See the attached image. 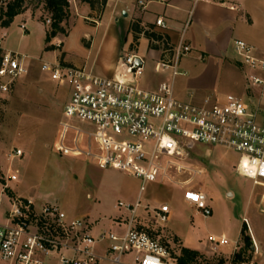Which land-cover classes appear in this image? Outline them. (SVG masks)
<instances>
[{"label":"built area","instance_id":"2783aa9c","mask_svg":"<svg viewBox=\"0 0 264 264\" xmlns=\"http://www.w3.org/2000/svg\"><path fill=\"white\" fill-rule=\"evenodd\" d=\"M8 2L0 0V6ZM137 3L144 7L142 0ZM46 23L50 24L49 18ZM155 25L166 28L161 18ZM17 28L22 35L27 30L23 20ZM6 36L2 30L0 103L28 74L33 59L6 50ZM233 46L238 62L249 69L248 82L264 85V52L255 51L241 39H235ZM187 51L189 44L183 38L164 50L156 69L170 71L171 81L156 90L138 86L143 66L134 64L135 53L121 56L111 77L97 76L85 66H68L55 58L42 60L40 70L70 87L53 145L57 153L125 172L140 181V191L148 183L177 188L183 202L207 218L212 208L197 182L205 170L194 160V149L205 146L233 151L238 155L236 172L253 184L264 182V106L233 95L204 97L199 102L176 98L173 80L186 75L178 63ZM22 155L20 148H14L8 160L12 164ZM17 174L11 165L6 172L0 171V209L5 206L0 217V264H48L50 259L55 264H120L126 255L132 256L133 264H177L158 237L160 228L171 220L168 204H141L139 197L133 204L117 202L114 207L128 213L123 231L117 234L109 230L94 236L84 219L68 216L58 204L37 205L31 198L18 196L12 186ZM207 241L212 246L228 244L224 235H210ZM237 246L238 240L228 261L213 264H234Z\"/></svg>","mask_w":264,"mask_h":264},{"label":"rangeland","instance_id":"374dc122","mask_svg":"<svg viewBox=\"0 0 264 264\" xmlns=\"http://www.w3.org/2000/svg\"><path fill=\"white\" fill-rule=\"evenodd\" d=\"M130 2L137 4V0ZM80 3L83 4L80 0H69V17L62 23L64 34L58 33L48 43L45 34L49 31L50 24L46 23L49 16L36 1L29 2L23 17H16L9 27L0 26V32H7L3 39L6 50L33 58L29 61L28 74L17 83L6 102L0 103V171L6 172L11 165L13 170H18V180L12 186L19 195L33 199L37 205L58 204L68 216L84 219L92 235L109 230L120 234L128 213L114 205L117 202L133 204L139 197L141 204L159 206L166 203L170 206L171 220L160 228L158 237L172 254L185 247L183 243L198 247L189 249L196 250L200 264H205V257L211 255L205 252L208 235L224 234L228 240L224 250H231L234 241L238 240L236 251L244 257L246 262L243 264H250L253 253L243 247L241 229L245 224V233L249 235L252 230L256 240L264 243V212L256 205L264 202V182L253 184L252 180L236 172L237 153L222 147L212 148V154L206 153L205 146L194 149V160L205 170V175L197 182L207 194L212 208L211 216L203 218L183 202L182 193L177 188L148 183L140 191V181L125 172L102 169L82 158L65 156L54 150L58 122L69 98L70 87L42 72L41 61L55 58L68 66H85L97 76L111 77L109 64L131 49L132 36L128 33L127 17L122 13L111 15L110 4L106 11L105 5L102 10L86 14ZM255 19L254 28L247 27L245 22L244 29L241 24L239 32L243 35L250 30L249 43L255 51H262L264 15L257 14ZM22 20L27 27L23 36L17 28ZM99 23L101 26L94 31ZM84 33L93 34L90 47L88 40L81 39ZM183 36V41L189 44V51L181 55L179 70H186V75L174 79L175 97L217 99L233 95L264 106V85L248 82L249 69L236 62L237 56L231 45L227 57L216 53L214 41L205 37V26H197L196 15H190ZM63 41H66L67 60ZM205 43L208 55L205 54ZM50 45L53 49L46 50ZM161 48L171 49L172 46ZM138 52L149 56L137 77L138 86L151 90L164 76L156 69L159 56L149 48L145 38L139 40ZM169 82L165 78L163 83ZM14 148H20L23 155L11 164L8 155ZM3 209L5 206L0 209V217ZM174 235L179 242L172 239ZM256 259H260L259 264H264V256ZM47 263L55 264L52 259Z\"/></svg>","mask_w":264,"mask_h":264},{"label":"crops","instance_id":"0c3cea01","mask_svg":"<svg viewBox=\"0 0 264 264\" xmlns=\"http://www.w3.org/2000/svg\"><path fill=\"white\" fill-rule=\"evenodd\" d=\"M130 1L109 0L106 4L105 11L110 4L111 6L110 14L114 15L116 13H122L124 17L128 18V27L130 23L134 20L140 21V23L143 26H146L149 24L153 25L155 31L160 32L167 36V45H171L172 47L177 45L179 40L184 37L183 36L184 29L186 27V24L189 21L190 15L191 14H193L194 16L196 15L197 26L199 27L205 26V37L209 38V40L214 41V49H216V53L224 57H227L229 45L232 46V50L234 51L233 42L235 39H241L247 42L248 44H250L249 43L250 30L247 32L248 34H243V35L239 31L242 27L244 29L245 22L247 23V27L254 28L256 25L255 15L257 14L264 15V0H142L144 3L143 8L140 5H138V3L135 4ZM80 5L82 6L86 14L92 13V11L89 9L87 4L80 3ZM22 15L20 16L23 17ZM158 18L163 19V21L166 24V28L162 29L155 25V21ZM241 24L243 26L240 28ZM100 26H101V23H99L98 26L93 28V30L96 31ZM128 33L131 34L129 28H128ZM93 34L90 35V34L84 33V35L81 37V39H85L86 41L87 40L89 41V44H88L89 47L93 39ZM141 38H145V37L141 36L140 39ZM65 42L66 41H63V50L65 52V60H67L66 50L64 47ZM138 44H139V41H138ZM138 44L134 50L132 51L129 50V53H135L136 55H138L143 60V66H144L145 62L147 60L149 61V58H148L149 56L145 54H140L138 52ZM161 47L162 45L160 44L159 49H152L155 52H157L159 59L163 56L164 50H165L164 48L162 49ZM206 49L207 48H206V43H205V54L208 55L209 52ZM258 52H264V50L258 51ZM118 61L119 59L109 64L108 67L110 68L112 72L110 76L114 74ZM236 62L240 64L238 62V59ZM178 64H180V59H179ZM184 71L186 72V70ZM161 72L164 73V76H163L164 79L161 78L160 81H158L151 90L158 89V87L163 82H165V78L166 80L171 81L170 71H161ZM173 85H174V80H173ZM174 90L175 89L173 86V93H174ZM192 97L193 98H190V99L188 98L187 100H193V101L199 102L204 98V97L201 98V97H196V96H192ZM206 150H207L206 151L207 154H212V150H213L212 148H207ZM16 194L18 196H22V195H19L17 192ZM256 205L257 207H260V210L262 212H264V202L262 201L257 202ZM115 226L117 225H112V227H115ZM118 226H121V225H118ZM255 235L256 234L252 230L249 232V235H248L251 241V245L249 249H250V252L253 253V260L252 262H249L250 264H259L258 262L260 259L258 260L256 258L264 256V243L260 244V242L256 240ZM94 236H97V235H94ZM212 236H215V235H212ZM207 240H208V237L205 241V252H208V254L217 253L223 256L225 259L228 258V256L231 253V250L225 251L223 246H212ZM183 245L186 248H198V247L187 246L184 243ZM99 250H101V248H99ZM105 264H113V263L105 262ZM120 264H133L132 256L131 255L124 256Z\"/></svg>","mask_w":264,"mask_h":264},{"label":"trees","instance_id":"16d2710c","mask_svg":"<svg viewBox=\"0 0 264 264\" xmlns=\"http://www.w3.org/2000/svg\"><path fill=\"white\" fill-rule=\"evenodd\" d=\"M32 1L40 3L43 10L47 13V16H49L50 19L49 31L45 34V41L47 43L50 42V40L58 33L64 34L62 23L69 17V0H9L6 6H0V26L9 27L16 17L24 14L28 10L27 4ZM108 1L109 0H80V2L87 4L92 12L96 10H102ZM129 30L132 34L130 51L136 48L141 36L145 37L148 40V46L151 49H159L160 44L162 45V47H165V45H167V36L155 31L154 26L151 24L143 26L140 21L134 20L130 23ZM49 49H53V47L51 45L47 46L46 50ZM3 102H6V100ZM245 229L246 225L243 224V227L241 229V235H243V247L249 248L251 245V241L249 236L245 233ZM172 239L176 242H179L176 235H174ZM173 256L176 258L177 264L201 263V261H199L198 259V252L186 247H180L179 252ZM226 259L220 254L212 253L211 255L205 257V264H213L217 261L224 262L226 261ZM232 262L234 264H241L242 262L246 261L241 252H236L232 257Z\"/></svg>","mask_w":264,"mask_h":264},{"label":"water","instance_id":"95a60500","mask_svg":"<svg viewBox=\"0 0 264 264\" xmlns=\"http://www.w3.org/2000/svg\"><path fill=\"white\" fill-rule=\"evenodd\" d=\"M134 64L136 65V67H142L143 66V62L139 56L135 57V63Z\"/></svg>","mask_w":264,"mask_h":264}]
</instances>
